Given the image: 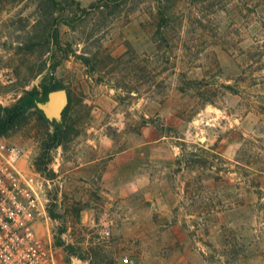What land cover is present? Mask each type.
Instances as JSON below:
<instances>
[{"label": "rangeland", "instance_id": "374dc122", "mask_svg": "<svg viewBox=\"0 0 264 264\" xmlns=\"http://www.w3.org/2000/svg\"><path fill=\"white\" fill-rule=\"evenodd\" d=\"M51 78L0 141L60 264H264V0H0V108Z\"/></svg>", "mask_w": 264, "mask_h": 264}, {"label": "built area", "instance_id": "2783aa9c", "mask_svg": "<svg viewBox=\"0 0 264 264\" xmlns=\"http://www.w3.org/2000/svg\"><path fill=\"white\" fill-rule=\"evenodd\" d=\"M23 151L0 141V264H60L38 234L46 207L34 175L20 169ZM70 264H95L73 258Z\"/></svg>", "mask_w": 264, "mask_h": 264}, {"label": "trees", "instance_id": "16d2710c", "mask_svg": "<svg viewBox=\"0 0 264 264\" xmlns=\"http://www.w3.org/2000/svg\"><path fill=\"white\" fill-rule=\"evenodd\" d=\"M54 5H62V2L67 0H45ZM56 34V31H55ZM54 36V34H52ZM53 75V72H52ZM42 97L38 98V92H32L28 96L22 98L14 108H0V137L8 130L17 125L18 121L24 116L25 112L32 107L38 108V104L46 105L48 102V95L56 90H60L59 84L55 82L54 78L45 80L43 82ZM228 90H233L228 87Z\"/></svg>", "mask_w": 264, "mask_h": 264}, {"label": "water", "instance_id": "95a60500", "mask_svg": "<svg viewBox=\"0 0 264 264\" xmlns=\"http://www.w3.org/2000/svg\"><path fill=\"white\" fill-rule=\"evenodd\" d=\"M69 104L67 92L63 89L51 92L48 95L46 105L39 103L38 107L48 116L56 119H61L63 111Z\"/></svg>", "mask_w": 264, "mask_h": 264}, {"label": "crops", "instance_id": "0c3cea01", "mask_svg": "<svg viewBox=\"0 0 264 264\" xmlns=\"http://www.w3.org/2000/svg\"><path fill=\"white\" fill-rule=\"evenodd\" d=\"M95 166H97V168L98 167H100L99 165H100V163L99 162H97V161H95V162H92ZM76 169H79V167H77Z\"/></svg>", "mask_w": 264, "mask_h": 264}]
</instances>
